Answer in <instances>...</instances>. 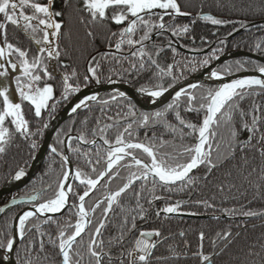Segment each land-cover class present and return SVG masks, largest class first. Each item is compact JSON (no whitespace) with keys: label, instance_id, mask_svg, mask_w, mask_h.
I'll return each instance as SVG.
<instances>
[{"label":"trees","instance_id":"trees-1","mask_svg":"<svg viewBox=\"0 0 264 264\" xmlns=\"http://www.w3.org/2000/svg\"><path fill=\"white\" fill-rule=\"evenodd\" d=\"M36 2L46 3V0H36ZM177 2L180 5L181 12L188 13V15H179L178 18L173 15L171 17L164 16L166 18L164 22L170 26L171 30L169 31L171 33L166 31L167 34H164L153 29L152 34L157 33L154 40H150V43L144 42L145 46L148 45V48L154 50L155 55L150 54H152L153 59L157 60L160 67L167 69L168 65L173 66L174 64L175 69L173 68L172 75H165L161 79L159 69L155 65L149 71L144 68L131 72L132 67L129 66L128 54L116 55L115 59H112L111 54L103 52L113 46L114 40L111 38V33L117 31V26L113 22L105 21L103 24L88 22V13L82 10V0H67V4L65 0H54L53 10L64 13L63 17L57 18L63 21L62 35L58 41L61 55L57 61L48 60L47 54H43L44 62L49 64L48 70L52 74L51 79L44 77L42 70H34L36 74L42 77L41 81L37 83V87H42L47 83L54 88V100L49 101V105L51 106L56 100H60L63 89V74H68L71 77L69 83L73 86L79 82L81 90L98 83L95 78L88 80L86 84L84 81L86 74L91 75L87 73V68L93 62V58L100 64L97 70L100 83L122 82L136 89L142 87L154 89L157 84H163L165 88H170L191 76L195 71L213 64L217 59L216 56L220 57L230 50H242L264 58V51L256 49L257 42L264 41V0H177ZM25 12L31 14L29 9H25ZM203 15H212L214 18L222 19L227 23L212 25L209 21L202 19ZM152 17H156V15ZM81 18L84 19V23H81ZM1 22H5L3 18ZM5 23L8 42L28 51L29 60L33 56L40 55L37 52L39 46L35 44L34 40L19 27ZM242 25H246V27ZM184 26L188 28L187 33L180 32L173 35V30L181 29ZM89 31L93 32L92 37L87 35ZM142 34L143 29L139 32V37ZM40 35L42 34L37 33L38 37ZM50 39L53 41L52 46L55 47L57 41L54 38ZM174 41L177 42L176 44L180 43L186 50L197 53L191 55L177 50L174 45H169L170 42L173 43ZM157 52H159L158 56L156 55ZM102 56H106V58ZM132 57L137 58V56ZM9 58L21 67L16 54ZM119 58L122 60H118ZM206 59L209 62L204 65L202 62ZM237 62L243 66V69L239 71L248 72L256 71V65L262 64L249 58L228 59L217 70H220L223 76L238 73L239 71L236 70ZM229 66L232 71L225 73L223 70ZM73 70L77 74L74 77L71 76ZM155 70H157L156 75L159 77H154L156 76L153 75ZM26 79L24 74L16 77L14 79L16 89L18 81L23 83ZM209 88L216 89L214 86L206 84L188 91L194 92L199 98ZM243 91L246 95L242 100L239 98L237 100L239 107L246 113L244 120L251 124L253 115L259 117L260 120L257 124L259 131L253 134L242 128L239 111H234L231 121L226 122L221 119L219 126H212V130L216 132V136L212 141V159L216 167L209 170L207 165H200L196 172L190 176L193 181L191 184H183L182 186L179 183L178 185H172L171 191L157 186L155 195L161 197L158 200L152 198L150 178L148 182H135L132 188L121 195L119 204L114 205L113 211L108 215L106 226L102 230L105 251L111 252V264H120L121 258L124 264H128L126 253L133 248L134 241L138 238L139 233L153 230H158L161 236L156 237L158 243L153 250L150 264H200L202 257L199 253L201 252L203 255L210 256L211 264H261L262 258H264V154H262L264 153V141H261L260 137L264 134V89L254 87L253 89L246 88ZM76 94H71L68 100L55 104L54 112L42 110L40 118L35 117L34 108L28 101H23L20 96L17 97L16 103H21L22 114L29 122L30 131L36 133L37 129L40 128V132L25 139L15 132L14 125L10 123L11 118L6 119L5 126L12 133V138L6 146L5 153L0 154V188L10 180L19 168H23L25 172L27 171L28 165L35 157L39 144L42 142L45 129L42 127L43 124H48ZM114 96L116 99H113ZM98 99L96 103H90L57 129L52 143L59 152L63 153L64 144L58 141H63L69 134L78 135V133L83 132L88 140L99 139V132L95 137L92 135V130L97 128V120H99L100 127L110 125L106 128V134L113 141L118 132L123 131L128 123L135 121L137 109L129 99L119 98L114 94H101ZM181 99L180 113L182 118L187 122L200 126L204 118V111H186L183 103L185 98L182 97ZM2 101L3 97H0V109L3 108ZM102 101L108 103L104 104ZM169 103L157 111L164 112ZM254 108H258V111L253 112ZM130 109L135 112V116L129 115ZM154 113L143 114L151 115ZM141 115L132 123V135L125 134V139L133 143H153L157 146L156 150L159 153L171 154L177 157L178 162L186 161L187 154L180 155V153L183 152L185 146L195 144L198 132L190 134L191 130L179 125L174 113L171 111L166 113L162 122L150 121L147 126L139 125ZM85 120H87L86 125L82 123ZM168 124L175 128V132L167 127ZM233 130L237 131L236 140L231 137ZM181 133H183V139L180 138ZM249 137H251L250 142ZM161 140L166 142L163 146H160ZM32 142L37 144L35 149L30 147ZM101 142V144L88 148L77 144L74 139H71L72 146H78L82 153H87V157H85L68 149L74 171L79 167L95 178L97 173L104 169L105 162L103 159L99 164L95 163L98 158L96 156L98 148L100 149V155L102 157L106 156L104 152L106 147L103 141ZM217 143L220 146L218 151L215 149ZM232 148L235 149L234 152ZM129 151L142 160L150 162V158L141 150ZM87 159L92 160V166L96 167L97 173L92 172ZM130 162V160L125 159L121 161V165ZM117 171L119 172L118 176H115V178H111L112 174L107 176L99 184V187L85 199L86 209H90L97 202L103 200L105 192H114L127 182L129 169L118 165L114 167L113 174ZM131 171H136L135 167ZM61 174V158L49 152L34 179L22 190L6 198L3 197L1 201H3L2 203L7 202L8 198L28 199V197L37 194L41 190L44 191L37 203L46 201L54 196L56 184ZM145 183L146 187L140 197V204L145 209L144 218H137L136 229L131 232L125 230L122 244L113 239V243L109 245V239L120 236L123 218L136 215L139 211L136 208V198L133 192L140 191L141 185ZM48 185H51V187L49 188ZM70 185L82 194L83 186L79 185V181L73 179ZM72 200V194L69 193V202L71 203ZM149 200H152L151 204L148 203ZM75 202L79 203L78 200ZM177 202L180 203V207L176 213L184 212L208 217L190 220L168 215V213L162 211L164 207L176 206ZM24 206L26 205L11 206L0 213V239H5L8 232L12 233V221ZM103 207H105V204H101V207L97 208L95 213L90 212L92 227H95L102 218L101 210ZM121 208H123V211ZM72 211L75 212V209H72ZM157 212L160 214L157 215ZM247 212L254 213V215H244ZM77 219L78 217L75 215H69L67 210L61 216L51 218L48 223H43L44 219L35 216L29 219L26 222L24 242L21 243L19 240V244L14 251L16 264V250L20 251V259L23 260L25 245L31 241L32 244H29L31 250L32 247L39 245L41 239L44 242V252L40 253L41 264H60L61 257L58 248L49 242V236L56 240L61 228L68 232L72 231L71 228L67 227V222L74 224ZM35 224H40L41 231L45 233L43 237L37 233L36 228L33 226ZM229 232L231 235L224 239V234ZM201 233L204 235L203 241L200 239ZM88 239V235L85 234V246ZM81 251L84 256L81 264H88L89 257L85 249L82 248ZM122 253H124L123 257L121 256ZM249 253L253 254L249 255ZM33 256H35V252H33ZM45 256L48 258L46 261L43 260ZM104 264H109L107 257L104 258Z\"/></svg>","mask_w":264,"mask_h":264},{"label":"snow or ice","instance_id":"snow-or-ice-1","mask_svg":"<svg viewBox=\"0 0 264 264\" xmlns=\"http://www.w3.org/2000/svg\"><path fill=\"white\" fill-rule=\"evenodd\" d=\"M54 0H46V3H39L36 0H0V16H2L3 21L10 23L13 26L19 27L23 32H25L35 44L39 46L37 52L40 55L33 56L29 60V53L23 50L13 43L8 42L6 35V23L0 22V59H6L7 57L16 54L20 60L22 71L24 76L27 78L23 83L18 81L17 90L19 91L20 98L23 101H28L34 107V115L40 118L42 115V110H50V112L55 111V104L61 101H66L69 99L71 94L78 93L81 90V85L79 82L75 86L69 83L70 76L68 74L62 75L63 89L61 92L60 100H56L51 106L49 101L54 100V88L53 86L45 83L42 87H37V83L41 81L42 77L36 74L34 70H42L43 76L49 79L52 78V74L49 72V64L44 62L43 54H47L48 60H59L61 52L59 50L58 41L62 35L61 29L63 27V21L57 18L63 17L64 13L62 11L53 10ZM67 4V0H65ZM83 11L88 13V22L92 24H103L105 21H111L117 25H124L121 31L111 33L112 36H118V40L115 43L116 50H121L122 45L127 44L130 48L136 45H141L137 51L132 52V56H138L139 63H132L131 67L135 70H142L145 68L146 63L155 65L159 69L160 78L163 79L165 75H172L173 68L172 65H168L167 69L160 67L156 59H153L152 54L144 51V42L151 38V33L153 29L158 30L163 33L165 31L171 30L164 22V15L169 16L175 15H188V13L181 12L180 5L177 0H82ZM25 9H29L31 14H26ZM154 10H162L157 13ZM153 15L158 16V22L153 21L151 17ZM130 17V18H129ZM202 19L209 21L212 25H223L227 23L226 21L218 18H214L212 15H203ZM125 21L127 23L125 24ZM84 19L81 18V23H84ZM246 27V25H242ZM143 28V34L138 40L133 39L136 32ZM183 32L187 33L188 28L184 26L181 29L173 30V35ZM37 33H41L39 37ZM88 36L92 37L93 32L89 31ZM57 41L56 46H52V39ZM256 49L259 51H264V41H258L256 44ZM159 55V52L156 53ZM215 55V54H213ZM147 56V61L144 57ZM218 59L219 57L216 56ZM210 59V58H209ZM208 59L204 60L202 63L204 65L208 64ZM13 69L17 67L16 63L11 65ZM66 67V66H65ZM100 64L93 58V62L89 64L87 68V73L91 75H85V84L88 80L95 78L99 82L98 68ZM243 66L237 62L236 70H242ZM255 70L264 76V64L256 65ZM225 73H230L232 71L231 67H226L223 70ZM6 75L4 72H0V76ZM75 70L72 71L71 76H76ZM210 78L217 80L222 79L220 70L211 71ZM110 79V78H109ZM192 89H196L198 86L196 84L190 85ZM258 87L259 89H264V78H247V79H235L230 83H224L221 87L206 90V93L201 95L199 98L194 92H189L186 89H181L175 93V97L171 103H169L164 112L157 111L154 114H142L139 118L140 126H147L150 121L152 122H162L166 113L171 111L175 115L178 124L191 130L190 134H195L198 132V142L194 145L185 146L183 152L180 155L187 154L188 158L184 162H178L177 157L171 154L164 153L161 154L156 150V145L153 143L145 144L143 142L133 143L125 139V134L128 136L132 135V123L127 124L123 128V131L118 132L114 141L110 140L106 134V128L110 125L99 126V120H97V128L92 130V135L95 137L97 132H99V139L103 141L107 148L104 149L106 154L105 157L100 155V149L96 151V156L98 157L95 161L96 164L104 160L106 167L97 173L95 166H92V160L87 159V163L91 166L93 173H97L96 177L93 178L88 173L82 171L79 167L76 168L74 173V179L79 181V185L83 186V192L75 189L72 185L68 184L69 171L65 170L66 166L71 163L68 156L59 152L56 147L51 148L53 154L59 155L61 158V177L58 178L56 184V191L52 198L46 201L40 202L38 205H34L35 212L26 211L18 218V225L16 228L17 235L21 243L25 239V228L26 222L32 217L39 213L41 216H45L43 223H48L51 217L46 214H56L67 209L69 215H75L78 217L74 224L67 222V227L71 228L72 231L68 232L61 228L58 232L56 240H53L49 236V242L53 244L54 247L58 248V253L61 257L60 264H81L84 259L81 249H85L89 261L88 264H104V258L107 257L109 264H111L112 256L110 251H105V241L103 240L102 230L106 226V221L108 215L113 211L114 205L119 204V198L123 193L132 188L136 181L148 182L151 178L153 200L161 199L160 196L155 195V188L160 186L171 191V186L176 185L177 182L183 184H191L192 178L190 173L193 169L204 164L207 165L209 170L216 167L215 162L212 159L213 152V139L216 136V132L212 130V126H219L221 119L226 122L231 121L233 118V112L239 111L242 128L246 129L250 133L255 134L259 131L257 124L260 120L256 115L252 116L251 124H249L244 117L246 115L245 111L239 107L237 98L242 100L246 93L244 89H253ZM168 89L164 87L163 84H157L154 89L141 88L140 91L154 98H158L164 95ZM120 97L124 96V93L118 94ZM0 97H3V108L0 109V154L5 153L6 146L12 138V133L9 128L5 126V121L7 118H11L10 123L14 125L15 132L25 139L30 136L36 135L40 132V128L37 129L36 133L30 131L29 122L24 118L22 114L21 103L13 102L9 98L7 89L0 91ZM182 97L185 98L183 101L186 111H204V118L202 124L197 126L196 124L185 121L180 113V107L182 103ZM97 96L91 95L86 97L85 100H81L72 107V113H76L77 109L81 107H87V101H97ZM113 99H116L114 96ZM102 103L107 104V101H102ZM258 111V108H254L253 112ZM129 115L135 116V112L130 109ZM85 125L87 120L83 121ZM43 128H47L48 124L44 123ZM168 128L175 132V128L171 125H167ZM231 137L233 140L237 138V131L233 130L231 132ZM183 139V133L180 136ZM71 137L68 141V149L72 152L80 153L87 157V153H82L81 149L76 146H72ZM78 141L85 144L96 145V139L88 140L85 133L81 132L75 137ZM251 137H249V142ZM261 141H264V134L260 137ZM63 143V141H58ZM166 143L161 140V145ZM31 148L35 149L37 144L32 142ZM219 144L215 145V149L219 150ZM231 148V145L229 146ZM129 150H141L148 158L150 162L142 160L137 155L133 154ZM234 152L235 149L232 148ZM264 154V153H262ZM131 156V162L121 165V161H124L126 157ZM174 161V162H170ZM122 166L129 169V175L127 177V182L118 188L115 192H105L104 199L97 202L90 209L85 207V198L89 197L90 193L97 189L100 181L104 179L105 176L112 174L111 178L119 175V172L113 174V169L116 166ZM135 167L136 171H131ZM26 175L23 168H19L15 174L14 179L20 180ZM50 188L51 185H48ZM146 187V183L141 185L140 191H134L133 195L136 198V208L139 211L136 215L125 216L122 221L121 234L119 237L111 238L108 244L113 243V239L118 243H123L125 230L131 232L136 229L137 218L143 219L145 209L143 205L140 204L141 193ZM44 190H41L35 195L30 196V201L35 202L40 199ZM69 193L72 194L73 200L69 202ZM78 200L79 203L75 201ZM15 203V199L13 200ZM149 204L152 200L148 201ZM101 204H105V207L101 210V219L98 221L95 227H92V221L90 219V212L95 213L97 208L101 207ZM210 206V205H209ZM180 203L177 202L176 206H167L162 209L164 213H176ZM75 209V212L72 211ZM123 211V208H121ZM3 209L0 208V212ZM160 213L157 212V215ZM244 215H254V213L247 212ZM36 228L37 233L43 237L45 233L41 231L40 224L33 225ZM88 235L89 239L87 245L84 244V235ZM231 233H225L224 239H227ZM161 233L158 230L153 231H141L139 237L135 239L133 248L129 249L126 253L128 257V264H150V258L152 257L153 250L157 247L158 241H153V237H160ZM79 238V239H78ZM200 239L203 241L204 235L200 234ZM16 243V238L11 232L6 233L5 239H0V249H3L5 253L11 254L14 252V244ZM29 244H32L30 241ZM29 244L25 245L24 248V259H20V251L16 250L15 254L17 256V264H41L40 253L44 252V242L41 239L38 246L29 249ZM35 252V256H33ZM204 262L211 264L210 256L203 255L202 252L199 253ZM253 253H249L252 255ZM124 253L121 254L123 257ZM4 259H8L5 255ZM47 256L43 257V260H47ZM160 259V258H158ZM120 264H124L121 258ZM261 264H264V258H262Z\"/></svg>","mask_w":264,"mask_h":264},{"label":"water","instance_id":"water-1","mask_svg":"<svg viewBox=\"0 0 264 264\" xmlns=\"http://www.w3.org/2000/svg\"><path fill=\"white\" fill-rule=\"evenodd\" d=\"M238 57L251 58L253 60H256V61L264 64V59L261 58L260 56L258 57V56H255L253 54H250V53L247 54V53H244L242 51L227 52V54H224L221 57H219L218 59H216L214 64L206 67V69L199 70V71L195 72L194 75L186 78L183 81H180V82L174 84L173 87L168 88V90L164 93L163 96L158 97V98L151 97V96L141 92L138 89H134L132 87L130 88L127 85L122 84V83H120V84L119 83H109V84L91 85V86H88L87 88H83L82 90H80V92H78L75 96H73L69 100L67 105L65 107H63L61 109V111H59V113L49 122L48 127L44 131L45 135H44V139H43L42 143L40 144L41 146L39 147L37 153L34 155L35 156L34 159L29 164L28 169L26 171V175L20 180H15L14 176L12 178H10V180L7 181L6 184H4L0 188V199L6 195L17 192L19 189L23 188L26 184H28L29 181H31L33 179V177L37 174L40 166L44 163V160L46 158L45 155L48 153V151H51L52 147H54L52 145V139H53V136L55 135L54 133L56 132L57 128L64 121L68 120L69 117L77 114L79 111H81L85 108V107H81L80 109H77L76 113H72V111H71L72 107H74L76 103L80 102L81 100H85L86 97L91 96V95H95L98 98L101 93H106V94L111 93V94H116L117 96H119L118 94L122 92V93H124L123 97L129 99L131 102L134 103L136 108H138V113L154 112V110L161 108L165 104L173 101V99L175 97V93L177 91H180L181 89H186V90L192 89L190 87V85H192V84H196L197 86L208 84V85L215 86L216 88H219L224 83H230L235 79H247V78H253V77L264 78V76H262L257 71L238 72V74L228 75V77L222 76V79H220V80L210 78V72L211 71H216L217 67L220 66L221 64H223L224 62H226L227 59L238 58ZM95 102H97V101H87V104L89 105L90 103H95ZM76 136L77 135H75V134H69L63 141V144H64L63 154L68 156V158H69V155H68V144L67 143H68L70 137L72 139H74L77 142V144H79V145H82V146H85L88 148L95 146L92 144L81 143L80 141L75 139ZM95 139H96V145L102 143L100 141V139H98V138H95ZM197 142H198V139L196 140L195 144ZM105 147L107 148V145H105ZM57 156L60 157L59 155H57ZM126 159L131 161V156L126 157ZM69 160H70V158H69ZM105 167H106V165H105ZM198 168H199V166L196 169H193V171L189 175L191 176L194 172H196V170ZM66 170H68L70 173L69 180L67 183L71 184V181L74 179V173H75V171L73 169V165L71 163L69 165H67ZM102 181L103 180H101L100 183ZM138 181H136V182H138ZM179 183H181V182H177L176 185H178ZM97 188H98V186H97ZM93 191L90 194H92ZM87 198L88 197H86L85 199H87ZM15 201L16 202L14 203L13 200H9L6 204L0 206V208H2L3 211H5L10 206H14V205L22 204V203H27V204L29 203L26 208L21 209L20 212H18L17 216L13 220L14 223L12 226V233H13V236L16 238V243L14 244V249L16 248V246L19 242V237H18L17 232H16V228L18 225V218L20 215H22L26 211L35 212L34 205L36 203V201L31 202L30 199H28V200L17 199ZM31 204H33V205H31ZM3 211L0 213H3ZM63 212L64 211H62L60 213H56V214H46V215L50 216L51 218L59 217V216H61V214ZM177 216L188 218V219L198 218L197 216L188 215V214H180ZM35 217L45 219V216H41L39 213H37ZM5 255L8 256V259H4ZM0 264H16L15 259H14V254L13 253L7 254L2 249H0ZM205 264H207V263H205Z\"/></svg>","mask_w":264,"mask_h":264},{"label":"rangeland","instance_id":"rangeland-1","mask_svg":"<svg viewBox=\"0 0 264 264\" xmlns=\"http://www.w3.org/2000/svg\"><path fill=\"white\" fill-rule=\"evenodd\" d=\"M162 10H154V12H157V13H159V12H161ZM165 17H167V16H169L168 14H165L164 15ZM172 16V15H171ZM171 16H169V17H171ZM173 16H175L176 18H178L177 16H179V15H175V14H173ZM2 16H0V22H1V18ZM130 18V17H129ZM153 21H155V20H157L158 21V16L156 15V17H152L151 18ZM164 19H166V18H164ZM127 23V21H125V24ZM115 24V23H114ZM116 26H117V33L119 32V31H121L122 29H123V27H124V25H117V24H115ZM141 29H143L142 27L136 32V34H135V36L133 37V39H136V40H138L139 38V32L141 31ZM164 34H167V32L165 31V32H163ZM169 33H171V31H169ZM157 35V33H154V34H152L151 33V38L148 40V41H145V43H150V40L151 41H153L154 40V38H155V36ZM111 38L114 40V43H113V46L112 47H110V48H108V49H105L103 52H105L106 54H111V58L113 59L116 55H122V54H128L129 55V66H131L132 65V63H137V65H138V63H139V57L137 56V58H133L132 57V52H135V51H137V49L138 48H140L141 47V45H136L135 47H132V48H130L127 44H124V45H122V48H121V50H116V48H115V43H116V41L118 40V36H111ZM0 39H2V37H0ZM145 43H144V45H143V47H144V51L145 52H147V53H153L154 54V50L153 49H150V48H148V45H146L145 46ZM177 42L176 41H174L173 43H171L170 42V44L169 45H174L175 46V48L177 49V50H179V51H182V52H186L187 54H194V53H197V52H193V51H189V50H186L185 49V47H182V45L180 44V43H178V44H176ZM205 51V50H204ZM237 52V51H242V50H230V51H227V52ZM206 52V51H205ZM205 52H199V53H205ZM242 52H244V53H250V52H245V51H242ZM225 54H227V53H225ZM250 54H252V53H250ZM155 55V54H154ZM224 55V54H223ZM253 55H255V54H253ZM222 56V55H221ZM220 56V57H221ZM255 56H257V55H255ZM103 57V56H102ZM102 57H101V59H102ZM121 57V56H120ZM103 58H106V56L105 57H103ZM238 58H244V57H238ZM238 58H230V59H238ZM262 58V57H261ZM115 59V58H114ZM245 59H248V58H245ZM249 59H251V58H249ZM264 59V58H263ZM105 60V59H104ZM118 60H122V59H118ZM144 60L145 61H147V56H145L144 57ZM228 60V59H227ZM253 60V59H252ZM256 61V60H255ZM227 62V61H226ZM258 62V61H257ZM14 62H13V60H11L9 57H7L6 59H0V72H4V73H6V75H3V76H0V91H2V90H4V89H7V92H8V95H9V98L11 99V100H13V102H17V97L18 96H20V94H19V92L17 91V89H16V87H15V78L16 77H18V76H21V75H23L24 73H23V71H22V67H19L17 64V67L15 68V69H13L12 67H11V65L13 64ZM214 63H215V61H214ZM213 63V64H214ZM225 63V62H224ZM212 65V64H211ZM222 65V64H221ZM210 66V65H209ZM154 66L152 65V64H150V63H146L145 64V69L147 70V71H149L150 69H152ZM206 67H208V66H206ZM219 67V66H218ZM217 67V68H218ZM172 68H174V64H173V66H172ZM175 69V68H174ZM204 69H206V68H204ZM200 70H202V69H200ZM130 71L131 72H135L136 70L135 69H130ZM138 71V70H137ZM156 71L157 70H155V74H153V75H156ZM197 71H199V70H197ZM197 71H195V72H197ZM239 72H248V71H239ZM195 73H193L192 75H194ZM233 74H238V73H233ZM191 75V76H192ZM229 75H232V74H229ZM221 76H223V75H221ZM154 77H159V76H154ZM190 77V76H189ZM224 77H228V76H224ZM188 78V77H187ZM186 79V78H185ZM183 81V80H182ZM153 82V81H152ZM155 82H157V81H155ZM112 83H119V82H112ZM120 83H122V82H120ZM119 83V84H120ZM99 84H103V83H100V82H98V83H96V84H93V85H99ZM122 84H124V83H122ZM199 86V85H198ZM212 86V85H211ZM173 87V86H172ZM215 87V86H214ZM131 88V87H130ZM171 88V87H170ZM216 88V87H215ZM168 89V88H167ZM138 90H140V89H138ZM190 90H192V89H190ZM188 91V90H187ZM101 94H106V93H101ZM100 94V95H101ZM111 94V93H110ZM99 95V96H100ZM114 95H116V94H114ZM117 96V95H116ZM117 97H119V96H117ZM99 98V97H98ZM119 98H121V97H119ZM122 98H124V97H122ZM99 100V99H98ZM97 100V101H98ZM96 103V102H95ZM131 103H133V102H131ZM133 105H134V103H133ZM166 105V104H165ZM66 106V105H65ZM65 106H63V107H65ZM135 106V105H134ZM62 107V108H63ZM136 107V106H135ZM164 107V106H163ZM163 107H161V108H163ZM34 108V107H33ZM61 108V109H62ZM161 108H158V109H156V110H154V112L155 111H157V110H159V109H161ZM61 109L59 110V111H61ZM137 109V113H136V117L134 118L135 119V121L137 120V118L141 115V114H143V113H154V112H143V113H138V108H136ZM59 111H58V113H59ZM80 112V111H79ZM57 113V114H58ZM56 114V115H57ZM78 114V113H77ZM55 115V116H56ZM76 115V114H75ZM54 116V117H55ZM74 116V115H73ZM53 117V118H54ZM72 117V116H71ZM71 117H69V118H71ZM52 118V119H53ZM68 118V119H69ZM51 119V120H52ZM50 120V121H51ZM49 121V122H50ZM66 121H68V120H66ZM66 121H64V122H66ZM49 122H48V124H49ZM63 122V123H64ZM62 123V124H63ZM61 124V125H62ZM60 125V126H61ZM59 126V127H60ZM58 127V128H59ZM57 128V129H58ZM46 129V128H45ZM45 129H44V131H45ZM57 131V130H56ZM43 134H44V132H43ZM55 134V133H54ZM45 135V134H44ZM54 137V136H53ZM66 138V137H65ZM43 139H44V136H43ZM43 139H42V141H43ZM52 141H53V139H52ZM64 141V140H63ZM42 143V142H41ZM40 143V144H41ZM39 144V145H40ZM52 145H53V143H52ZM41 146V145H40ZM39 146V147H40ZM54 146V145H53ZM39 147H38V149H39ZM38 149H37V151H38ZM49 152H51V151H48V153ZM37 153V152H36ZM47 153V154H48ZM46 154V155H47ZM45 155V156H46ZM34 159V158H33ZM32 162V161H31ZM105 164V163H104ZM29 166V165H28ZM39 170V169H38ZM38 173V172H37ZM14 176V175H13ZM12 176V177H13ZM11 177V178H12ZM35 177V176H34ZM34 177H33V179H34ZM107 178V176L104 178V179H106ZM32 179V180H33ZM103 179V180H104ZM151 179V178H150ZM31 180V181H32ZM73 181V180H72ZM71 181V182H72ZM30 182V181H29ZM28 182V183H29ZM103 182V181H102ZM101 182V183H102ZM6 184V183H5ZM28 184H26L25 186H27ZM24 186V187H25ZM23 187V188H24ZM98 187H99V185H98ZM23 188H21V189H19V190H22ZM18 190V191H19ZM96 190V189H95ZM94 190V191H95ZM17 191V192H18ZM17 192H15V193H17ZM115 192V191H114ZM15 193H12V194H9V195H6V196H4L5 198L7 197V196H11V195H13V194H15ZM3 198V197H2ZM2 198L0 199V206L1 205H4V204H6L9 200H14L15 198H8L7 199V202H4V203H2L3 201H1L2 200ZM30 197H28V199H29ZM17 199H22V200H28V199H25V198H17ZM17 199H15V200H17ZM29 204V203H28ZM28 204L27 203H22V204H18V205H14V206H22V205H26V206H24L23 208H21V209H24V208H26L27 206H28ZM31 205H33V204H31ZM35 205H38V203H37V201H36V203H35ZM11 207V206H10ZM9 208V207H8ZM7 210V209H6ZM19 212H20V210H19ZM180 214H188V215H194V216H197L198 218H191V219H202V218H204V217H208V216H204V215H202V216H199V215H195V214H189V213H184V212H180V213H168V215H174V216H176V217H178L177 215H180ZM17 216V215H16ZM15 216V217H16ZM14 217V218H15ZM184 218V217H183ZM186 219H188V218H186ZM190 219V220H191ZM14 220V219H13ZM13 222V221H12ZM14 223V222H13ZM13 226V225H12ZM13 235V234H12ZM139 237V236H138ZM153 241H156L157 240V238L156 237H154L153 239H152ZM18 244H19V242H18ZM17 244V245H18ZM17 247V246H16ZM187 247L185 246V249H186ZM16 249V248H15ZM15 249H14V251H15ZM3 250V249H2ZM4 251V250H3ZM13 254H14V252H13ZM16 263V262H15ZM205 263H207V262H204L203 260L201 261V263L200 264H205Z\"/></svg>","mask_w":264,"mask_h":264},{"label":"flooded vegetation","instance_id":"flooded-vegetation-1","mask_svg":"<svg viewBox=\"0 0 264 264\" xmlns=\"http://www.w3.org/2000/svg\"><path fill=\"white\" fill-rule=\"evenodd\" d=\"M125 84V83H124ZM125 85H127V84H125ZM128 87H130L129 85H127ZM133 88V87H132ZM134 89H136V88H134Z\"/></svg>","mask_w":264,"mask_h":264}]
</instances>
